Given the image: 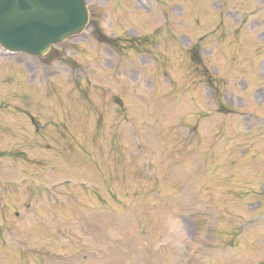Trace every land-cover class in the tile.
I'll list each match as a JSON object with an SVG mask.
<instances>
[{
    "label": "rangeland",
    "instance_id": "1",
    "mask_svg": "<svg viewBox=\"0 0 264 264\" xmlns=\"http://www.w3.org/2000/svg\"><path fill=\"white\" fill-rule=\"evenodd\" d=\"M85 1L0 48V264H264V0Z\"/></svg>",
    "mask_w": 264,
    "mask_h": 264
},
{
    "label": "water",
    "instance_id": "2",
    "mask_svg": "<svg viewBox=\"0 0 264 264\" xmlns=\"http://www.w3.org/2000/svg\"><path fill=\"white\" fill-rule=\"evenodd\" d=\"M88 21L85 0H0V45L42 55L51 45L82 33Z\"/></svg>",
    "mask_w": 264,
    "mask_h": 264
},
{
    "label": "trees",
    "instance_id": "3",
    "mask_svg": "<svg viewBox=\"0 0 264 264\" xmlns=\"http://www.w3.org/2000/svg\"><path fill=\"white\" fill-rule=\"evenodd\" d=\"M196 54H197L196 52H193L192 58H193L194 60L199 61V57H198Z\"/></svg>",
    "mask_w": 264,
    "mask_h": 264
}]
</instances>
